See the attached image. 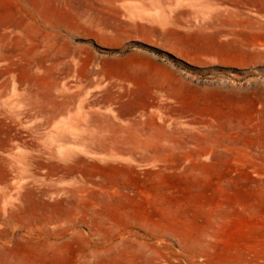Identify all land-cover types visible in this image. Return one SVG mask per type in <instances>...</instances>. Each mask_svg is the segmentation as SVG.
Returning a JSON list of instances; mask_svg holds the SVG:
<instances>
[{"label": "rangeland", "instance_id": "1", "mask_svg": "<svg viewBox=\"0 0 264 264\" xmlns=\"http://www.w3.org/2000/svg\"><path fill=\"white\" fill-rule=\"evenodd\" d=\"M251 1L0 0V264H264Z\"/></svg>", "mask_w": 264, "mask_h": 264}, {"label": "bare ground", "instance_id": "2", "mask_svg": "<svg viewBox=\"0 0 264 264\" xmlns=\"http://www.w3.org/2000/svg\"><path fill=\"white\" fill-rule=\"evenodd\" d=\"M246 5H248V6H251V7H253V8H257V9H259V11L261 12V11H264V1H258V0H256V1H251V2H248V3H245ZM244 3H240L239 5H245ZM185 13V12H184ZM186 15V14H185ZM252 32V31H251ZM256 34V33H255ZM260 35V34H259ZM260 37V36H259ZM153 160V159H152Z\"/></svg>", "mask_w": 264, "mask_h": 264}]
</instances>
